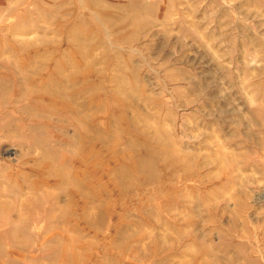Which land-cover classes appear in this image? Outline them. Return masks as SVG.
<instances>
[{
	"label": "rangeland",
	"instance_id": "obj_1",
	"mask_svg": "<svg viewBox=\"0 0 264 264\" xmlns=\"http://www.w3.org/2000/svg\"><path fill=\"white\" fill-rule=\"evenodd\" d=\"M44 158L95 175L64 235L9 195L23 172L67 208ZM67 242L77 264H264V0H0V264Z\"/></svg>",
	"mask_w": 264,
	"mask_h": 264
},
{
	"label": "bare ground",
	"instance_id": "obj_2",
	"mask_svg": "<svg viewBox=\"0 0 264 264\" xmlns=\"http://www.w3.org/2000/svg\"><path fill=\"white\" fill-rule=\"evenodd\" d=\"M73 80H75V78ZM84 80H88V79H84ZM53 100L51 101V103L53 104H56L58 102L56 99ZM77 160L78 158L75 159L74 162L80 164L83 163L82 159H79L78 161ZM54 164L55 163L53 161H50L48 158L47 159L44 158L39 164L33 167L38 175H46L48 177L51 176L52 178L56 179L60 192L67 193V195L69 196L67 208L60 207V205L57 202H50V194L46 193V190L41 191V188L44 184V180H43L44 178L36 179L30 183V178L28 177V174L27 173L25 174L23 172L13 173V171H11L12 173L8 174L7 179L14 184L9 190V195L13 197V201L16 200L18 197L19 199L18 206L21 207L22 211H24V214L19 217L20 219H18V221L21 222L23 220L26 221L34 220V222L37 223L41 220H44L47 222L44 231L56 232V234L64 235L66 232L65 231L66 227L68 225V223H65V221L78 222L80 218L82 219L88 218L89 220V216L92 214L91 206L94 201L95 175L92 168H89L85 172L70 171V169H58L55 173L54 170L52 169L53 167H55ZM32 194H37V196L36 197L32 196ZM19 196L22 198H19ZM79 206L80 208L84 209L83 213L81 214L77 213ZM39 216H45L46 218L40 219L38 218ZM68 227H69L68 231L77 230L76 225H72V226L68 225ZM56 252L57 254H60V257L62 259L61 261L65 262L66 264H77L78 251L71 243L67 242L66 245L64 244L61 247H59V249Z\"/></svg>",
	"mask_w": 264,
	"mask_h": 264
}]
</instances>
